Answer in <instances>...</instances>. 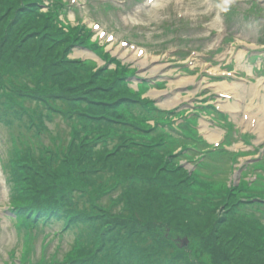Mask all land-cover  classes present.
I'll use <instances>...</instances> for the list:
<instances>
[{"label": "trees", "instance_id": "trees-1", "mask_svg": "<svg viewBox=\"0 0 264 264\" xmlns=\"http://www.w3.org/2000/svg\"><path fill=\"white\" fill-rule=\"evenodd\" d=\"M5 3L6 0H0L1 111L2 108L7 109L9 117L18 116V119L22 120L20 122L31 123L34 117L36 119V114H31L26 104L35 110L40 108L39 110L44 111L39 104L51 101L50 106L63 116L68 115V121L74 125L70 132L71 148L68 150L61 145L48 151L49 153H43L44 160L37 166L36 162L32 163L21 175L26 178L20 179V183L25 182L27 187L23 191L18 187L12 201L16 208L13 212L24 223L34 226L44 220H62L69 227L79 221H73L76 212L84 215L81 223L85 227L82 232L74 233L75 240L67 254V262L46 260L43 264H209V257L219 264H251V256L242 259V253L238 251L246 252L247 247L253 254H264V230L260 229L256 238L250 234L254 233V228L259 226L261 219L256 214L248 216L236 212L238 206H246L248 203L256 206L257 210H263L264 204L261 201L244 202L241 199L243 197L236 196L230 203L222 196L206 207L202 198L200 202L198 198L206 199V194L214 192L210 182L204 178L201 180L204 193L199 194L196 203L192 205L191 202L196 197L190 191L181 189L187 187L185 183L189 180L185 179L183 174L180 175L179 170L171 171L170 162L165 161L161 150L145 148L130 139L134 132L121 130L105 119L102 123L87 117H97L96 112L99 109L85 112L82 108L77 110L67 108L65 104L61 105L57 98L59 95H65L62 93L66 91L78 93L81 90L80 95L84 102L94 101L93 96L99 91L98 86H101L95 79L100 75L91 76L89 82L84 84L79 72L73 71L71 67L72 72H54L57 67L70 64L63 59L66 53L65 45L68 44L66 40L58 38L61 42L49 41L50 45H55V49H52L48 48L47 38L43 35L27 36L24 31L18 33L14 28L19 23L18 15L9 11ZM20 5L16 2V6ZM33 46L39 47L38 50L28 53L32 51ZM43 49L58 50L59 59H63L66 65L42 59L46 57V54L40 53ZM76 65L77 63L71 64L75 68ZM49 88L52 91L46 90ZM56 89L60 90L58 95ZM117 94L124 95L121 92ZM64 100L67 101L66 98ZM112 109L111 107L104 110L106 112ZM102 110L103 107L100 106V111ZM79 115L86 122H77L75 118ZM99 145L100 149L96 150ZM77 148H83V151L73 153ZM101 151L105 152L101 155ZM105 172L109 173L107 179L100 177ZM20 183L17 179L16 185ZM82 183L84 188L81 187ZM65 185L66 189H70L65 190L63 196L54 191V187ZM97 188L99 191L95 190ZM103 193H107L110 200H97ZM75 202L78 206H86L88 209L79 207L72 212L70 209L74 207L72 204ZM222 204L226 210L234 212L225 217H216L215 209ZM66 210L69 212L66 213ZM148 211L149 214L150 211H156L154 213L159 218L151 219L146 213ZM195 214L201 216L198 215L199 221ZM165 217L182 220L184 224L187 223V226L195 229V233L189 236L191 242L188 247L180 249L178 244L172 242V245L167 247L163 245L165 239L156 238L150 230V225L159 219L162 222ZM101 218L105 220L100 221V224L98 219ZM92 219H96V222L92 223ZM256 221L259 224H255ZM144 243H150V246ZM136 245L138 255L129 259L123 255V246L131 253L129 247ZM207 250L212 255L208 254ZM252 262L264 264V258Z\"/></svg>", "mask_w": 264, "mask_h": 264}, {"label": "rangeland", "instance_id": "rangeland-1", "mask_svg": "<svg viewBox=\"0 0 264 264\" xmlns=\"http://www.w3.org/2000/svg\"><path fill=\"white\" fill-rule=\"evenodd\" d=\"M76 1H79L82 4V7H80L79 13L74 11L69 12V15L66 17L67 20H69L72 24H76L77 16L79 15L87 26L92 25L95 21H99L101 23L100 25L102 26V29H104L101 30V32L105 33V29H107V35L109 34L115 36V40L112 42L111 40H108L107 35L105 34L101 37L102 44H105L106 48L112 53L118 52L119 57L125 53V57H122L124 60L130 61L135 57V53L137 52L132 51V48L124 49V51H116L121 45V40H124L125 38H127L133 44H138L144 48V51H146L144 55L147 54L148 56H152V58L156 59L161 58L160 60L163 62L161 64H157L152 58H150L149 63L150 65L154 64V66L148 67V69L151 71L145 72L143 70L144 72H142V75H153L155 73H153L152 70L158 66H161V71L156 73L163 75L164 80H166L168 83V88L173 86V95H182V104H187L190 107L194 106V103L197 101L194 93L197 86H200V83L198 81L195 84L190 83V86H186V83L179 85L178 82L183 80V77H192L186 76L188 74L184 73L180 75V72L178 71L180 67H189L190 69L197 68L195 70H198V75L201 76L202 74H205L207 70H213L215 72H226L231 70L229 68V64L232 60H234L233 70L237 72V74L233 75L232 78H234L241 86L245 102L251 105H255L256 103L260 102V99H256V101L251 102L252 96H247L245 94L246 88H250L254 83L257 85L259 81L261 84V81L264 79V73H262V70H264V59H258L255 65L258 67V69L255 68V70H253V65H250L249 62H247L248 55L246 54L249 53L250 50H254L255 46H258L257 50H264V47H260L262 46L260 45V42H264V0H158L151 5H147V1L144 0H106L105 3L113 7V9L107 11L104 9L105 6L102 7V0ZM124 1L125 3L122 4ZM141 2L143 3L141 4ZM20 4V6H16V3L14 5H9L8 9L14 7L17 10L23 7V4ZM93 4H96V6ZM97 5L101 8H99ZM89 7L93 11H90ZM232 9L235 10V13L233 14L232 18H229L228 14ZM94 10L96 12H94ZM225 29L228 32L226 39L219 45V47L215 46L216 44L220 43L223 36L225 35ZM98 35L99 34L96 32L93 38H97ZM58 37L66 40L68 43L67 45H83L81 40L77 39V35L73 33H64ZM246 43H249L250 45L247 46ZM193 50H195L197 54L193 57H190V53ZM240 51L244 52V58L239 60L238 54ZM164 55H169L168 59L171 58L178 61H168L167 59H164ZM136 56L138 59L142 57L137 55V53ZM72 57H87L89 59L94 58V61H98L99 64H103V61H101L97 56L84 49H75ZM257 57L258 56L252 57L251 61H254ZM52 59L62 65L65 64L63 63V59L54 57ZM185 62L189 63L185 64V66L181 65L179 68H177V64H184ZM260 66L261 69H259ZM67 71L72 72L69 65L57 67L54 70V72L58 73ZM262 85L264 86L263 82ZM80 92L81 90L78 93L74 91H66L62 93L65 95H59L57 100L60 101L61 105L65 104L67 108L71 109L80 110V108H82L85 112L92 109H99V111L96 112L97 117H92L89 115H87V117L89 119L104 123L105 120L101 119L100 116V113L102 112L100 111V106H93L94 104L98 103H95L93 100H86L84 102ZM215 93L216 90H214V94ZM263 96L264 95H262L261 98ZM93 97L96 98L97 94H94ZM65 98L67 101L64 100ZM50 103L51 101H47L46 103L42 102L39 104L45 109L48 117L46 120V126L43 127L46 129L39 136L36 135L33 137L31 134L27 133V130L24 129H21L23 131L19 133L22 138H28L27 141L32 142L35 147H37L39 144H50L52 142H56V144L59 145L61 142L59 136L66 141L70 139L68 133L74 126L73 123L68 121L70 120L68 115L66 117L64 114V117L62 114L58 113V110H56L54 107H51ZM77 103L79 104V107L77 106ZM21 107H23V105ZM244 107L245 105H242V109H244ZM26 108L31 110L32 106L27 103ZM85 112L84 114H86ZM205 113L213 115V111L208 108L206 109ZM214 117L219 119V114H214ZM65 118H67V122ZM75 119L77 122H86L81 118L80 115ZM188 121L192 123L190 125L192 130L190 134L185 132L184 134L190 136L192 139H199L196 135L197 130L194 128L198 121L197 116H190ZM115 125H117L121 130L124 129L128 131L129 129L126 124L115 123ZM225 125L230 128L229 124L226 123ZM9 127V123L6 122L0 114V264H43V262L47 260V256H44L43 259H40L41 252L44 255H48V253L53 252L61 257L65 251H69V249L72 247L70 242L73 240V236L72 234H70V236H66L62 243H60L58 238L51 242L49 237H45L46 234L40 235L34 232L37 230L34 225L22 223L16 218H11L9 216L10 213H8L7 207L10 200V183H8L6 180V172L4 171V163L8 156L7 151L9 146ZM182 128L186 130L184 125ZM257 134V138H260V140L257 138L254 140L252 139V143L256 145L264 143V136L261 137V134ZM192 139H189L190 142H193ZM238 146V144H234L229 149H241ZM99 149V146H97L96 150ZM243 149L247 151L254 149V147L244 145ZM82 151L83 148H77L74 149L73 153L78 154ZM104 152L105 151H101V155ZM260 155V152H255L250 154L248 157H242L241 161H245L249 157L257 158ZM214 163L215 162H213V159H208L206 164V172H210V167ZM6 168L10 170L9 166ZM218 169L221 171V173H225L226 175L227 171H229L228 168H222L221 165L218 166ZM255 169H257L256 172H258L260 176L259 182H262L264 180V160L259 162L258 165L255 166ZM13 170L14 168L11 169L10 173H12ZM108 175L109 173L106 174L105 172L104 174L100 175V177L107 179ZM226 175L222 174V177L220 178L222 188L227 187V184L224 183V177H226ZM111 176L113 177V174H111ZM242 179L243 183H245V186H247L245 177ZM26 187V184L21 186L23 189H26ZM60 187H54V191L58 194H62L61 196L66 193L65 190L68 191L70 189H66V185L64 187ZM81 187L84 188L85 185L82 183ZM95 190H98V188ZM91 191L93 190L91 189ZM261 195L264 196V192L261 193ZM63 200L66 201V199ZM105 200H110V197L105 196V193H103L102 202ZM211 200L213 199L211 198ZM76 202L72 204L74 206L70 209L72 212L73 209L77 210L79 207H84L78 206L79 204L77 205ZM62 207L63 205H61V208ZM85 209L88 208L85 206L83 210ZM222 209L223 207H220L217 213V216H220V218L222 216L224 217L225 213L227 212H224ZM65 212L67 213L69 211L66 210ZM154 212L151 213L150 211L149 214L148 211L146 213L150 215L151 219L152 217L159 218ZM261 213L263 214L264 218V212ZM148 214H145V216H148ZM75 215L76 218H74L73 221L78 219V222H83V214L81 215L80 213L76 212ZM195 215L198 220L200 215ZM104 220L105 219L101 218L98 219V222L101 224L100 221ZM90 221L93 223V221L96 222V219H92ZM137 222L139 225H141V221L138 220ZM62 223V220L59 222L55 221L53 225L47 226L46 230H57L60 228ZM186 224H184L182 220H172L168 217H165L163 218L162 222H160V219L158 222H152L150 225V230L154 235H156V238L165 239V243H163V245L168 247L172 245L171 242L177 244L175 241H179L180 238L184 237L190 238L189 236L192 233H195V229L187 226ZM86 228H88V226ZM260 229L264 230V220L260 227L254 228V238H256V234L260 233ZM146 242H148V239H146ZM152 242H154L153 239ZM58 243H60L61 246H57ZM144 244L150 246V243ZM129 249L131 250V253L127 252L126 247H122V250L124 251L123 255L128 257V259L132 256L138 255L137 245L129 247ZM245 251L246 252L238 251L242 253V259L245 257L247 258V256H251L250 259H252V261L264 258V254H253L252 251L247 250V247ZM206 252L211 254L209 250ZM211 259L212 257H209V264H219L218 261ZM252 261L251 264H253ZM224 264H227V262H224Z\"/></svg>", "mask_w": 264, "mask_h": 264}, {"label": "bare ground", "instance_id": "bare-ground-1", "mask_svg": "<svg viewBox=\"0 0 264 264\" xmlns=\"http://www.w3.org/2000/svg\"><path fill=\"white\" fill-rule=\"evenodd\" d=\"M185 82H189V80L187 79L186 81H184L182 83H185ZM222 86L225 87V83H223ZM257 94H258V91H256L254 88H252V93H251V95L253 97L252 100H254L257 97ZM176 101L177 100H175L174 102L172 101V103L170 102L169 105H173L174 103H176ZM254 113L256 115H258L261 119L260 126L256 125L258 130H260L262 133H264V106L261 105L260 107L257 108V110L254 109ZM250 124H251V121H250Z\"/></svg>", "mask_w": 264, "mask_h": 264}, {"label": "water", "instance_id": "water-1", "mask_svg": "<svg viewBox=\"0 0 264 264\" xmlns=\"http://www.w3.org/2000/svg\"><path fill=\"white\" fill-rule=\"evenodd\" d=\"M187 244H188V239L185 238L181 240V246H185Z\"/></svg>", "mask_w": 264, "mask_h": 264}]
</instances>
